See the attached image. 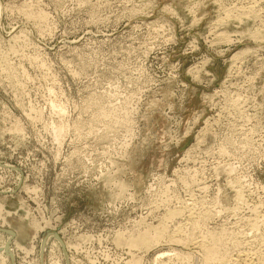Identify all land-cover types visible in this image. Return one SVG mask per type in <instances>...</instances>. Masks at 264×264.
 I'll return each instance as SVG.
<instances>
[{
    "label": "rangeland",
    "instance_id": "1",
    "mask_svg": "<svg viewBox=\"0 0 264 264\" xmlns=\"http://www.w3.org/2000/svg\"><path fill=\"white\" fill-rule=\"evenodd\" d=\"M9 232L0 264H264V0H0Z\"/></svg>",
    "mask_w": 264,
    "mask_h": 264
},
{
    "label": "bare ground",
    "instance_id": "2",
    "mask_svg": "<svg viewBox=\"0 0 264 264\" xmlns=\"http://www.w3.org/2000/svg\"><path fill=\"white\" fill-rule=\"evenodd\" d=\"M257 2H258V0H257ZM249 5V4H248ZM258 6V5H257ZM253 7V6H252ZM240 8V7H239ZM238 8V9H239ZM246 8V7H245ZM244 9V8H243ZM249 9V10H248ZM247 10L248 11H250V8H248ZM247 10H246V12H247ZM255 11H256V9H255ZM226 13V12H225ZM227 14V13H226ZM258 14V13H257ZM224 15V14H223ZM255 15V14H254ZM39 17H42V16H39ZM227 18V17H226ZM17 36V35H16ZM11 37V36H10ZM12 37H13V35H12ZM9 39V38H8ZM13 40V39H12ZM15 41V40H14ZM256 48V47H255ZM251 49H253V48H250V47H247V48H243L242 50H240V51H238V52H241V53H244L245 54V52H249ZM255 50V49H254ZM235 55V54H234ZM234 55L232 56V57H234ZM59 109V108H58ZM62 109V108H61ZM102 109V108H101ZM63 110V109H62ZM100 110V109H99ZM58 111V110H57ZM59 113H61V111L59 112ZM96 114V113H95ZM58 115V114H57ZM101 115V114H100ZM110 115V114H109ZM59 116V115H58ZM95 118H97V116L95 117ZM103 119V118H102ZM95 120V119H94ZM98 120V119H97ZM104 121V120H103ZM114 122V121H113ZM116 122V121H115ZM115 125V124H114ZM62 129H63V127L61 126V127H59V128H57V132H56V130H55V133H58L57 135H60V133H61V131H62ZM59 138V137H58ZM197 185V184H196ZM239 194V193H238ZM187 203V202H186ZM183 205V204H182ZM188 207V206H187ZM206 209H208V208H206ZM182 210V209H181ZM194 211V210H193ZM174 213L175 212H177V211H173ZM172 212V213H173ZM179 212V211H178ZM177 212V213H178ZM191 212V211H190ZM201 212V211H200ZM168 213V212H167ZM193 213V212H192ZM203 213V212H202ZM205 213H208V212H205ZM218 213V212H217ZM195 214V213H194ZM193 214V215H194ZM199 214V213H198ZM201 215V214H200ZM174 216V215H173ZM185 216V215H184ZM199 216V215H198ZM187 217V216H186ZM188 217H189V215H188ZM193 218V216H192V214H190V220ZM200 218V217H199ZM203 218H204V215H203ZM205 218H207V217H205ZM255 218V217H254ZM253 218V219H254ZM263 218V217H262ZM195 219V218H194ZM202 219V218H201ZM256 219V218H255ZM197 220H200V219H198L197 218ZM201 221H204V220H201ZM253 221V220H252ZM258 221V220H257ZM183 222V221H182ZM190 222H192V224H196V220L195 221H190ZM205 223V222H204ZM255 223V222H254ZM258 223V222H257ZM191 224V223H190ZM203 224V223H202ZM163 225V224H162ZM179 225V224H178ZM186 225V224H185ZM194 225H193V227H194ZM199 224H197V226H198ZM218 225V224H217ZM175 228V227H174ZM178 228V227H177ZM181 228V227H180ZM186 229H187V227H185ZM191 228V227H190ZM196 228V227H195ZM199 228V227H198ZM223 228V227H222ZM221 229V228H220ZM253 229H254V227H253ZM196 230V229H195ZM227 230V229H226ZM239 230V229H238ZM222 231V230H221ZM246 231H247V229H246ZM194 232V231H193ZM224 232H225V229H224ZM237 232H239V231H237ZM255 232V231H254ZM159 233V232H158ZM226 233V232H225ZM231 233V232H230ZM233 233V232H232ZM232 233H231V235H232ZM241 233V232H240ZM166 234V233H165ZM221 234V233H220ZM228 234V233H227ZM226 234V235H227ZM235 234V233H234ZM233 234V235H234ZM238 234V233H237ZM242 234V233H241ZM195 235V234H194ZM232 235V236H233ZM240 235V234H239ZM12 236L13 235H11V233L9 232V234H7V238H6V240L4 241L5 243L4 244H2L1 246H0V258H1V261H0V263H5L6 262V260H9L8 259V256L7 255H10V254H12V250H11V246L8 244V240L9 239H11L12 238ZM196 236V235H195ZM241 236V235H240ZM146 237V236H145ZM200 237H201V235H200ZM228 237V236H227ZM231 237V236H230ZM229 237V238H230ZM233 237H235V236H233ZM193 238V237H192ZM195 238H197V237H195ZM203 238V237H202ZM207 238V237H206ZM210 238L212 239V244H210L211 242H210V240H209V242L210 243H207L208 241H207V239H206V243H205V241L202 239V240H193L192 239V242H191V244L193 245V248H195V250H196V248H198V249H204L203 250V254H204V262H206L207 263V261H211V260H217V259H220L222 262L224 261V260H226V258L229 260V262H230V264H231V262H232V258L233 257H235L233 254H230V255H233V257L231 258H229V256H226V254H221V252H219V242H220V240L222 239V235H214V234H211L210 233ZM241 238H243V237H241ZM228 238H226V240H227ZM236 239H238V237H237V235H236ZM240 239V238H239ZM244 240V239H243ZM137 241H141L140 243H143V244H145V246H146V244L149 242L148 240V242L146 241V239H135V243H137ZM154 241V240H153ZM157 241V240H156ZM222 241V240H221ZM234 241H236V240H234ZM240 241V240H239ZM239 241H237V243L239 242ZM246 241V240H245ZM189 242V241H188ZM221 243V242H220ZM235 243V242H234ZM233 243V244H234ZM247 243V242H246ZM248 244V243H247ZM192 245H191V247H192ZM237 245V244H236ZM239 245V244H238ZM237 245V246H238ZM148 246V245H147ZM222 246V245H221ZM224 246V245H223ZM200 252V251H199ZM237 252H238V250H237ZM241 253V252H240ZM165 255V253H160L159 255H157L156 257H155V259H157V258H159V257H162V256H164ZM223 255V256H222ZM239 255V254H238ZM244 255H246L247 256V254H244ZM222 256V257H221ZM224 256H225V258H224ZM245 256V257H246ZM250 256V255H249ZM248 256V258H250ZM10 257V256H9ZM195 257H196V255H195ZM239 257V256H238ZM242 257V256H241ZM197 258V257H196ZM247 257L246 258H242V264H260L259 262H258V260H257V262H252V261H250V259H248ZM256 258V257H255ZM261 258V257H260ZM237 259V257L236 258H234L233 260H236ZM257 259V258H256ZM255 259V260H256ZM199 260V259H198ZM214 260V261H215ZM228 260H226V261H228ZM241 260V259H240ZM254 260V259H253ZM260 260V259H259ZM220 261V262H221ZM226 261H225V263H226ZM212 262V261H211ZM238 262H240V264H241V261H239L238 260ZM261 262V261H260ZM219 263V262H218ZM217 263V264H218ZM224 263V264H225ZM54 264V263H53ZM128 264H137L136 263V261L135 262H129ZM220 264V263H219ZM234 264H235V262H234Z\"/></svg>",
    "mask_w": 264,
    "mask_h": 264
}]
</instances>
